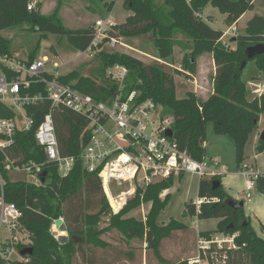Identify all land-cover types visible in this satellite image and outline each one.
I'll list each match as a JSON object with an SVG mask.
<instances>
[{
    "label": "trees",
    "instance_id": "trees-1",
    "mask_svg": "<svg viewBox=\"0 0 264 264\" xmlns=\"http://www.w3.org/2000/svg\"><path fill=\"white\" fill-rule=\"evenodd\" d=\"M253 1L189 0L187 3V0H162L156 5L155 0H123V6L132 15L123 24L111 27L109 35L113 38L127 39L149 35L158 60L166 62L176 45L174 37L181 34L192 45L191 55L184 63V68L190 71L195 68L196 56L210 54L215 72L211 80V93L205 100L194 93H188L184 99H177L171 73L158 64H145L126 53H97V66L93 72L96 79L82 76L77 71L61 75L58 79L104 101L110 96L111 89H114L113 84L105 80L106 70L113 66L124 67L127 69L126 93L136 91L140 93L141 100H151L162 108V115L171 119L172 140L180 150L196 161L205 158L206 126L211 123L215 135L231 138L236 167L241 169L244 148L249 136L257 128L260 115L264 113V95L255 97L252 101L247 100L246 87L241 79L249 62L244 57V49L264 44V18L254 16L247 23L244 34L236 37L235 47L229 48L220 44L223 33L210 27L198 15L207 6L216 8L224 15L225 23L230 28L243 14L252 10ZM28 2L29 0H0V32L28 27L26 31L40 35L35 48L26 57L28 62L36 58L40 41L47 40L48 35L65 36L67 42L77 51L84 53L87 50L94 37L92 27L81 30L66 29L59 16L60 0L48 16L28 11ZM105 6L102 9L98 5L100 16L111 12L113 2L106 9ZM13 53L10 42L0 34V54ZM244 61L246 63L242 68ZM251 61L264 74V56H257ZM174 73L183 74L178 70ZM31 89L33 92L37 90L34 87ZM26 112L33 118L34 127L31 132L16 134L15 150L25 160L41 162L43 154L35 143L33 131L49 112V106L41 104L29 107ZM9 115L5 107L0 105V116ZM53 118L60 154L75 159L70 173L62 178L57 173L56 165H49L44 182L39 184L10 182L4 174L5 199L20 210L21 223L32 238L30 248L33 253L27 256L28 262L25 264H117L122 259L132 261V249L121 252L116 244L103 239L110 232H116L126 246L131 241L145 244V248L153 252L155 259L163 263L159 252L162 240L174 231L186 229L183 223L174 219L166 225L158 222L160 213L170 201V194L162 198L161 193L174 185V178L138 190L124 207H111L116 213L111 215L99 179L94 174L86 173L79 159L82 147L87 143V122L83 117L65 109L53 110ZM256 152H264V141H257ZM213 181L220 182V178L200 180L198 198L216 199L217 202L204 203L198 210L194 202H190L185 205L182 217L198 220L219 219L216 231L199 233L198 238L210 240L218 235L237 234L234 239L237 249L216 253L210 249L206 252V257L200 253L201 259L207 258L209 264H264V240L256 236L243 208L233 210L228 206L233 199L222 187L212 188ZM256 187L264 193L263 182H257ZM143 204L150 205L143 221L129 216ZM107 216V227L98 228L102 217ZM58 217L64 218L68 232V239L63 244H58L49 234L51 220ZM230 226L232 229H229ZM174 264H188V260Z\"/></svg>",
    "mask_w": 264,
    "mask_h": 264
},
{
    "label": "built area",
    "instance_id": "built-area-1",
    "mask_svg": "<svg viewBox=\"0 0 264 264\" xmlns=\"http://www.w3.org/2000/svg\"><path fill=\"white\" fill-rule=\"evenodd\" d=\"M36 5L35 0H29L27 10H34ZM113 26L109 19H96L92 26L94 37L85 52L97 54L105 51L104 48L115 49L117 46L131 50L121 39L109 35ZM234 32L236 28L232 26L221 39ZM152 60L160 63V60ZM45 65V58L28 62L17 53L0 54V105L10 114L0 116V264L27 263L28 258L21 256V251L32 244L31 234L21 223L22 213L5 199L4 174L10 182L39 184L41 174L46 172L47 176L49 165H56L62 178L73 168L75 159L64 157L59 151L53 118L55 109H65L87 122V143L82 147L79 159L84 171L99 179L110 208L112 203L124 207L138 190L169 178L191 174L200 180H209L224 175L217 162L206 158L194 160L165 135L171 119L162 115L160 106L151 100H141L136 91L126 93V68L113 66L106 70L105 80L113 84L114 89L106 100L101 101L59 81L61 75L46 71ZM32 87L37 90L33 92ZM257 95H264V83ZM41 104H47L49 112L34 129L33 136L43 160H25L15 150V136L18 132L32 131L34 120L26 108ZM243 176L249 198V192L257 182L264 183V173L243 171ZM216 202V199L198 198L194 205L198 210L204 203ZM49 234L58 244L68 239L63 217L51 220ZM236 237L237 234L218 235L210 240L198 238L197 256L187 259L188 264H209L207 258L201 259L200 253L206 257L210 249L214 253L236 250Z\"/></svg>",
    "mask_w": 264,
    "mask_h": 264
},
{
    "label": "rangeland",
    "instance_id": "rangeland-1",
    "mask_svg": "<svg viewBox=\"0 0 264 264\" xmlns=\"http://www.w3.org/2000/svg\"><path fill=\"white\" fill-rule=\"evenodd\" d=\"M37 6L34 10L40 15L48 16L52 13L53 9L57 5L58 0H35ZM236 1V0H231ZM113 2V7L111 12L104 13L103 16L99 15L97 11L98 5L102 8L104 5H109ZM162 0H155V4L158 5ZM60 10L59 16L62 25L68 30H81L84 28H91L96 19L102 17L109 19L114 25H121L124 23L125 19L132 15V12L123 6V0H60ZM105 6V9H106ZM199 18L207 22L210 27L215 30L221 31L222 33L229 30V26L225 23V17L222 15L218 9L207 6ZM260 16L264 18V1L263 0H254L252 10H249L241 16L237 24L233 25L236 28V32L232 35H228L221 39L220 44L234 48L235 43L232 42V39L243 35L247 23L254 17ZM28 27L7 29L1 31L0 34L10 42L11 50L14 53L20 55V57L26 59L28 54L33 51L35 45L39 39V33L26 31ZM176 45L173 48L172 55L166 62L160 61L157 62L152 60L150 57L157 58L156 50L153 46V41L151 36L145 35L135 38L121 39L126 46L131 48L127 50L117 46L115 49L104 48L105 52H118L126 53L133 57L138 58L145 64H158L162 66L167 72L173 75L174 87H175V96L177 99H184L188 93L193 92L195 89V95L201 99L210 94L212 86V77L214 69L209 64V67L206 65V70L204 73V62H210V54L203 53L202 55L196 56L195 68L193 71L186 70L184 68L185 60L191 55L192 45L184 36L177 34ZM94 53L89 52H79L73 46H71L65 36H54L48 35L47 40H41L39 44V49L35 54L36 58H45L46 65L45 70L51 71L53 74L66 75L72 71L79 72L82 76L85 77H94L93 72L97 66V59ZM148 56V57H147ZM150 56V57H149ZM179 70L183 74H175V70ZM93 79H96L95 77ZM242 81L246 87V96L248 101H252L257 97V92L260 86L264 83V74L260 73L254 62L249 60L246 64V67L241 76ZM264 119V113L262 115ZM262 128V125L260 126ZM208 133L211 137L214 136L213 125L209 123L207 125ZM207 137V136H206ZM228 139L229 138H225ZM207 140V139H206ZM208 141V140H207ZM212 146V143H211ZM177 182H174V185ZM173 185V186H174ZM179 184H176V186ZM176 186L171 190V193H175V202L173 204L172 211L175 214L178 213L180 207L176 202L177 200V191ZM146 206V204H144ZM111 209V208H110ZM116 214V213H115ZM141 211L137 212L136 216L140 217ZM114 215V214H113ZM109 223V216L102 217L101 222L98 224V228H105ZM105 237V240L109 242L108 239L112 241V244L119 251L125 252L128 250L137 249L141 254V251L144 248V244L138 241H131L129 244L124 245L120 241V236L116 232H110ZM116 241L117 243H115ZM123 261L119 260V262ZM127 263H130L129 260H125ZM118 262V264H119ZM159 262H156L158 264Z\"/></svg>",
    "mask_w": 264,
    "mask_h": 264
},
{
    "label": "crops",
    "instance_id": "crops-1",
    "mask_svg": "<svg viewBox=\"0 0 264 264\" xmlns=\"http://www.w3.org/2000/svg\"><path fill=\"white\" fill-rule=\"evenodd\" d=\"M237 22L235 23V25L237 24ZM150 58L156 59L153 57ZM209 64L212 66L213 70L214 63L211 57L210 62L209 60L204 62V70L202 71L203 73L206 70V65L210 69ZM194 88L192 93H195ZM205 99L206 97L204 98V100ZM262 115L263 114L260 115L256 130L249 136L248 142L244 148V160L241 165V169H238L236 167L234 144L231 138H229L228 136H218L214 134L215 137H211L206 126V139L208 141L206 140L204 148L205 158L210 161L217 162L218 168L224 173V175L219 177L220 186L222 187L224 192L231 197V199L238 202L242 201L244 203L243 211L245 216L250 220L252 229L254 230L257 237L264 240V193H262L255 186L249 192L250 197L247 198L245 186L246 179L243 176V171L264 173V152H256L257 141L259 140L260 134L264 130V119L262 118ZM261 125L262 128H260ZM225 138H229L230 141ZM180 177L181 178L178 177L179 179H174V182H177L176 184L179 185L176 186L175 184L170 189L163 192V197L166 194H170V201L169 204L160 213L158 222L160 224L166 225L171 219H174L183 223L186 229L174 231L168 238L162 240L159 252L163 263L159 262L158 264H174L182 260L195 258L198 252V234L216 231L217 225L219 223V219L198 220L182 217L185 205L189 204L190 202H195L198 199V186L200 179L191 174H184ZM175 186L177 191L176 194H178L176 202L178 204V207H180L177 214L172 211L173 204L175 202V196L173 195L175 193H171V190ZM119 208L120 207H117L116 209ZM149 208V204H146V206L143 204L139 208L141 211V215L139 214L140 217L136 216L137 212H139V209L132 211L129 216L143 221ZM103 239L105 240V237H103ZM108 240L112 244V241L110 239ZM143 246L144 248L141 251V254L137 249L132 250L134 258L132 261H130V263H127L123 260L119 262V264H156V262L158 261L155 259L153 252L151 250H147L145 248V244Z\"/></svg>",
    "mask_w": 264,
    "mask_h": 264
},
{
    "label": "water",
    "instance_id": "water-1",
    "mask_svg": "<svg viewBox=\"0 0 264 264\" xmlns=\"http://www.w3.org/2000/svg\"><path fill=\"white\" fill-rule=\"evenodd\" d=\"M234 41H235V39H232V42H234ZM262 55L264 56V44H257V45H253V46H248L244 49V57L246 60H252L257 56H262ZM245 63H246V61L243 62L242 68L244 67ZM165 135L168 138H172L173 133H172L171 129H168L166 131ZM259 140L264 141V130L260 134ZM45 177H46V172H43L41 174V180H40L41 183L44 182ZM218 186H220V182H218V181L212 182V188L213 189H216ZM228 206L230 208H232L233 210H237V209H242L244 207V203L242 201L238 202V201L233 200V201L228 203ZM229 229H232V227L230 226ZM32 253H33L32 248H26V249H23L21 251V256H30V255H32Z\"/></svg>",
    "mask_w": 264,
    "mask_h": 264
},
{
    "label": "bare ground",
    "instance_id": "bare-ground-1",
    "mask_svg": "<svg viewBox=\"0 0 264 264\" xmlns=\"http://www.w3.org/2000/svg\"><path fill=\"white\" fill-rule=\"evenodd\" d=\"M120 205H121V204H120ZM112 207H114L115 209L117 208V207L115 206V204H113V203H112Z\"/></svg>",
    "mask_w": 264,
    "mask_h": 264
}]
</instances>
